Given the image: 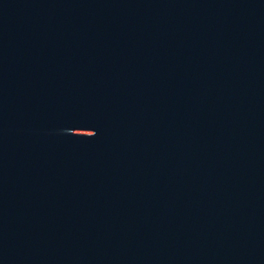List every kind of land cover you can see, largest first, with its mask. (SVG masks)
<instances>
[{
    "label": "water",
    "instance_id": "water-1",
    "mask_svg": "<svg viewBox=\"0 0 264 264\" xmlns=\"http://www.w3.org/2000/svg\"><path fill=\"white\" fill-rule=\"evenodd\" d=\"M0 264H264V0H0Z\"/></svg>",
    "mask_w": 264,
    "mask_h": 264
}]
</instances>
